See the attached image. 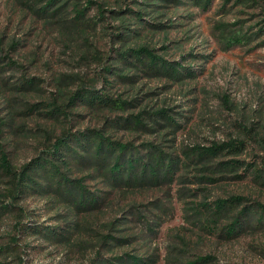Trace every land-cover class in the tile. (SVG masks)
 <instances>
[{
	"label": "trees",
	"instance_id": "16d2710c",
	"mask_svg": "<svg viewBox=\"0 0 264 264\" xmlns=\"http://www.w3.org/2000/svg\"><path fill=\"white\" fill-rule=\"evenodd\" d=\"M212 1L28 2L27 9L44 26L57 29L66 48L77 51L79 62L92 61L98 68L88 80L76 76L75 86L56 78L54 92L40 102L0 110V264H29L27 250L39 247L61 254L62 264H161L150 237L171 216L170 200L147 201L144 195L170 189L189 173L195 174L191 183L250 176L264 188V166L237 159L248 140L264 153V122L241 125L243 137L181 148L176 137L191 110H175L165 101L151 104L152 92H141L147 79L167 85L197 79L185 63L197 55L171 60L167 46L157 48L155 39L173 27L178 8L206 11ZM262 16L246 42L264 35V10ZM39 86L25 78L13 89L25 98ZM33 114L49 127L39 130L34 155L17 166L8 149L9 133L15 122ZM248 202L233 194L211 202L203 197L185 211L205 232L235 239L248 231L264 232V204ZM183 252L170 248L163 264H214L211 256L189 260ZM261 252L264 256V248Z\"/></svg>",
	"mask_w": 264,
	"mask_h": 264
},
{
	"label": "rangeland",
	"instance_id": "374dc122",
	"mask_svg": "<svg viewBox=\"0 0 264 264\" xmlns=\"http://www.w3.org/2000/svg\"><path fill=\"white\" fill-rule=\"evenodd\" d=\"M29 1L0 0V110L3 111L9 104L18 107L25 101L36 103L48 98L54 92L56 78L75 86L73 83L78 84L79 78L90 79L98 68L92 61L79 62L77 51L73 53L63 45L58 30L44 26L27 9ZM98 1L109 6L114 2ZM262 10L264 0H213L206 11L182 6L173 16V27L155 39L157 48L167 46V58L171 60H179L188 53L198 56L185 62L198 74L193 82L167 85L147 79L141 83L144 84L142 93L152 92L147 98L151 104L165 101L176 106L175 110H191L185 113L188 122L178 132L176 146L225 142L245 136L241 125L250 128L264 122V35L251 37L246 42L263 19ZM67 75H72L73 79ZM25 78H34L40 86L39 91H29L23 98L13 88ZM100 86L101 83L97 84ZM186 99L191 101L186 104ZM181 105L184 107L180 108ZM19 122H15L16 129L9 133L8 145L17 166L34 155L39 130L49 127V123L36 114ZM237 159L245 164L264 166V153L249 140ZM242 172L241 169L238 174ZM194 175L186 174L182 182L170 189L144 195L147 201L166 196L171 205V216L150 237L151 248H158L162 260L170 248L179 247L184 251L182 256L189 260L211 256L214 264H264L261 252L264 232L248 231L235 239H225L216 232L210 234L202 230L193 222L190 212L185 211L203 197L211 202L232 194L244 196L248 204H264V188L250 176L199 184L191 183ZM3 228L0 226V234ZM27 252L25 259L29 264H62L61 254L48 247H39L36 251L29 248ZM67 264L80 263L72 260Z\"/></svg>",
	"mask_w": 264,
	"mask_h": 264
}]
</instances>
